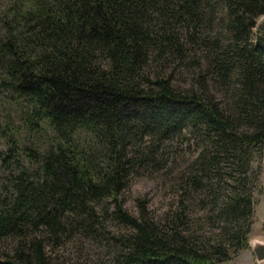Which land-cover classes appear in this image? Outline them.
<instances>
[{"label": "trees", "instance_id": "obj_1", "mask_svg": "<svg viewBox=\"0 0 264 264\" xmlns=\"http://www.w3.org/2000/svg\"><path fill=\"white\" fill-rule=\"evenodd\" d=\"M262 17L264 0L3 8L0 101L17 108L19 132L48 135L26 147L0 126V243L16 244L0 264H57L46 248L67 242L102 246L112 264H229L247 247L264 151ZM173 143L194 149L174 176L177 209L132 216L128 182L166 170ZM192 192L221 202L215 238L187 221Z\"/></svg>", "mask_w": 264, "mask_h": 264}, {"label": "rangeland", "instance_id": "obj_2", "mask_svg": "<svg viewBox=\"0 0 264 264\" xmlns=\"http://www.w3.org/2000/svg\"><path fill=\"white\" fill-rule=\"evenodd\" d=\"M12 0H0V11L9 5ZM264 24V18H260L257 25ZM20 113L17 108L9 103L0 101V126L8 125L14 130L12 133L14 138L21 145L26 147L39 146L45 144L48 134L39 133L37 131H28L21 128ZM8 136L11 134L6 132ZM5 143L0 139V152L5 150ZM193 148L187 147L186 144L173 143L170 146L172 161L166 170L161 172H141L140 176L133 177L129 182L126 191L122 196L124 208L132 216H136L140 212V207L154 221H161L167 216L172 215L177 209V204L181 200L179 187L175 184V173L183 171L190 162L193 154ZM253 169L259 172L258 182L253 190V197L256 202L254 207V215L252 224L248 234L247 247L242 249L234 256L229 264H257L253 251L250 247L252 242L264 243V151L261 158L252 164ZM0 176L1 173H0ZM227 177L224 176V179ZM205 197V198H204ZM202 196V193L192 192L185 202L187 207L186 219L190 223L192 230L204 234L207 237H216L219 233L220 222L217 219L216 211L219 209L218 204H214L210 198ZM220 201V200H219ZM15 242L5 241L0 243V253H7L15 246ZM235 248H232L234 251ZM54 251V253H52ZM46 253L53 256L57 264H112L109 251L102 246H91L88 243H65L60 247L49 245ZM52 254V255H51ZM264 264V263H262Z\"/></svg>", "mask_w": 264, "mask_h": 264}, {"label": "water", "instance_id": "obj_3", "mask_svg": "<svg viewBox=\"0 0 264 264\" xmlns=\"http://www.w3.org/2000/svg\"><path fill=\"white\" fill-rule=\"evenodd\" d=\"M251 249L253 251V254H254V257H255L257 264L264 263V245H262V243H260V244L257 243Z\"/></svg>", "mask_w": 264, "mask_h": 264}, {"label": "bare ground", "instance_id": "obj_4", "mask_svg": "<svg viewBox=\"0 0 264 264\" xmlns=\"http://www.w3.org/2000/svg\"><path fill=\"white\" fill-rule=\"evenodd\" d=\"M257 243H259V244H260L261 242H259V241H258V242H252V244L250 245V247H251V248H252V247H254V246H255V244H257ZM262 245H264V243H262Z\"/></svg>", "mask_w": 264, "mask_h": 264}]
</instances>
